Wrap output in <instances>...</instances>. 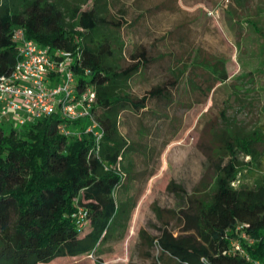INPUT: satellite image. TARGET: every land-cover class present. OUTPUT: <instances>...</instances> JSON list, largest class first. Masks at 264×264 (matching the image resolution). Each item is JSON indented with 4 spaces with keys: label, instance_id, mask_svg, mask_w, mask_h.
I'll return each instance as SVG.
<instances>
[{
    "label": "trees",
    "instance_id": "trees-1",
    "mask_svg": "<svg viewBox=\"0 0 264 264\" xmlns=\"http://www.w3.org/2000/svg\"><path fill=\"white\" fill-rule=\"evenodd\" d=\"M105 23L96 8L82 10L70 4L62 8L53 0H0V76L9 74L17 62L12 31L18 26L41 45L80 47L82 69L91 72L80 80L97 91L95 113L105 132L97 153L91 133L62 132L59 114L39 119L26 130L0 129V264L89 257L135 209V203L116 198L124 185L120 165L128 151L119 132L120 114L127 107L145 109L151 98L167 94V86L156 85L141 97L121 88L150 60L142 50L132 55L131 65L116 68L110 62L114 56L110 40L94 36ZM220 77L219 82L226 80V74ZM75 125L70 127L78 128ZM261 139L262 134L225 138L226 154L210 158L216 178L209 194L187 197L182 184L169 180L167 190L183 207L177 211L154 203L160 233L153 236L140 230L148 247L161 248L159 261L167 256L164 264H264V179L253 188L233 185L240 171L239 153L255 156ZM80 208L88 213L84 227L75 215ZM172 220L178 222L177 233ZM242 233L254 241L247 242ZM237 241L250 259L235 249Z\"/></svg>",
    "mask_w": 264,
    "mask_h": 264
},
{
    "label": "rangeland",
    "instance_id": "rangeland-1",
    "mask_svg": "<svg viewBox=\"0 0 264 264\" xmlns=\"http://www.w3.org/2000/svg\"><path fill=\"white\" fill-rule=\"evenodd\" d=\"M53 1L99 11L107 23L94 36L110 40V62L119 70L146 50L149 63L121 83L124 91L141 97L165 84L167 94L151 98L145 109L127 107L120 114L128 151L116 198L135 203L131 218L123 216L89 257H60L49 264H164L168 257L159 261L161 248L148 247L140 230L160 233L154 203L183 207L167 190L170 179L184 186L187 197L209 194L216 178L210 158L226 154L225 138L261 134L255 156L239 153L233 185L253 188L264 179V0ZM221 73L224 82L218 80ZM30 125L14 120L1 128ZM170 225L177 233V220Z\"/></svg>",
    "mask_w": 264,
    "mask_h": 264
},
{
    "label": "built area",
    "instance_id": "built-area-1",
    "mask_svg": "<svg viewBox=\"0 0 264 264\" xmlns=\"http://www.w3.org/2000/svg\"><path fill=\"white\" fill-rule=\"evenodd\" d=\"M12 38L18 46V59L9 74L0 76V129L5 122L14 123L16 120L18 124L25 125L59 114L64 120L62 132L68 136L79 135L83 131L91 133L98 153L105 132L95 113L97 91L93 85L80 80L82 75L87 79L91 75L89 69H82V49L41 45L28 38L21 26L14 28ZM83 120L88 122L81 125L84 130H80L77 123ZM71 123L78 128H71ZM75 215L82 218L81 227L87 225L88 213L84 208ZM242 238L249 243L254 241L245 233H242ZM235 249L250 259L240 241L236 242ZM254 264L263 263L254 261Z\"/></svg>",
    "mask_w": 264,
    "mask_h": 264
}]
</instances>
